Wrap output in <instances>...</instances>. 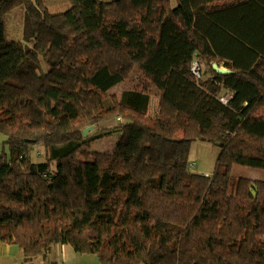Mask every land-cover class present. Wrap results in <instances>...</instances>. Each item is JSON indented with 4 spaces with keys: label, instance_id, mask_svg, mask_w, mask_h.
<instances>
[{
    "label": "trees",
    "instance_id": "trees-1",
    "mask_svg": "<svg viewBox=\"0 0 264 264\" xmlns=\"http://www.w3.org/2000/svg\"><path fill=\"white\" fill-rule=\"evenodd\" d=\"M68 1L0 0V61L21 58L0 78V241L25 262L61 244L99 264H264V180L231 174L264 169V0ZM17 7L29 45L5 37ZM195 139L218 145L208 175Z\"/></svg>",
    "mask_w": 264,
    "mask_h": 264
},
{
    "label": "rangeland",
    "instance_id": "rangeland-1",
    "mask_svg": "<svg viewBox=\"0 0 264 264\" xmlns=\"http://www.w3.org/2000/svg\"><path fill=\"white\" fill-rule=\"evenodd\" d=\"M170 7L176 5L177 0H167ZM44 4L48 8V11L51 13H59L63 12L69 7V1L68 0H43ZM24 9L22 7L14 8L5 14V37L9 40H22L26 45H29V40L24 39ZM23 37V38H22ZM21 58L19 56L10 57L9 59H3L0 61V78L6 77V75L11 71V69L17 64ZM224 61L219 60L218 66H223ZM225 67V66H223ZM201 75L204 76L208 69L209 64L207 61L202 60V65H200ZM226 68V67H225ZM205 77V76H204ZM127 84H118L116 86H113L108 92L110 95H117L119 96L121 91L126 87ZM158 98L152 96L150 97V102L148 105V114L154 115L157 110L158 106ZM264 111V110H263ZM89 133H94L95 128L92 129V127H89ZM94 131V132H93ZM115 137L116 134L108 135L105 138H102L101 140L97 141L94 145V148L100 151H112L113 146L115 144ZM3 139V136L0 135V151L3 149V144L1 143ZM188 153V162L189 167L191 171L198 172L200 174L205 173H211L215 166V160L217 159L219 148L216 143H212L207 140L203 139H195L191 145ZM7 151L6 149H4ZM46 151L43 147L37 146L34 148H31V150L28 152V156L31 155V159L34 161H40L44 160L46 157ZM194 163L190 165L191 163ZM52 166H54V162H52ZM51 166V167H52ZM231 174L234 177V180L240 178V177H247L251 180H264V169L261 168H255L250 166H243V165H237L234 164L231 168ZM233 182V179H232ZM254 191V194H256V190L254 186L252 185L250 187V191ZM94 255V254H93ZM43 261V259H42ZM44 263V261H43ZM42 263V264H43Z\"/></svg>",
    "mask_w": 264,
    "mask_h": 264
},
{
    "label": "crops",
    "instance_id": "crops-1",
    "mask_svg": "<svg viewBox=\"0 0 264 264\" xmlns=\"http://www.w3.org/2000/svg\"><path fill=\"white\" fill-rule=\"evenodd\" d=\"M261 42H262V46L264 47V39ZM234 43H235L236 48L239 47V43H237V41H235ZM229 50L231 52H234V48L232 46H230ZM230 58L232 57L228 56V59H225V58L223 59L221 58V59L222 61H224V64H225V62H228ZM200 65H202V60H200ZM211 66H213V63L211 64ZM225 67L226 69H228L227 66ZM208 75H209V71H207L204 76L207 77ZM38 258L35 259V261L33 262H25L23 260V250L21 247H18V245L16 244L12 245V243L0 241V264H33L37 262L39 264H42L43 261L44 263L56 261L60 264H99L98 259L97 257H95V255L80 254V253L74 252L71 247L67 245H61V244L52 245L51 248L46 252V254L40 257L41 259H43V261Z\"/></svg>",
    "mask_w": 264,
    "mask_h": 264
},
{
    "label": "built area",
    "instance_id": "built-area-1",
    "mask_svg": "<svg viewBox=\"0 0 264 264\" xmlns=\"http://www.w3.org/2000/svg\"><path fill=\"white\" fill-rule=\"evenodd\" d=\"M201 68H200V65H199V63L197 62V61H193L192 62V64H191V67H190V71H192L193 72V74L196 76V77H200V72H201V70H200ZM230 93L229 92H227V91H225V92H222L221 94H218V99H219V101L220 102H222V103H227V101H228V99L230 98V95H229ZM192 164H194L193 162L190 164V165H192ZM205 175H208V174H205Z\"/></svg>",
    "mask_w": 264,
    "mask_h": 264
},
{
    "label": "water",
    "instance_id": "water-1",
    "mask_svg": "<svg viewBox=\"0 0 264 264\" xmlns=\"http://www.w3.org/2000/svg\"><path fill=\"white\" fill-rule=\"evenodd\" d=\"M212 67L218 73L226 74V73H229L230 72L229 69H226L225 67H222V66H218L216 63H213V66ZM88 130H89V128L84 129L83 130V133L86 134ZM251 192L254 194V191L253 190Z\"/></svg>",
    "mask_w": 264,
    "mask_h": 264
}]
</instances>
